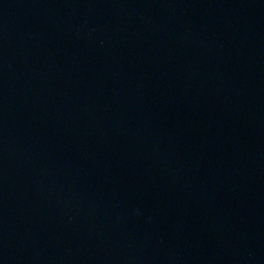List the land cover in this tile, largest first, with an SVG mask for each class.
Here are the masks:
<instances>
[{
  "label": "water",
  "instance_id": "water-1",
  "mask_svg": "<svg viewBox=\"0 0 264 264\" xmlns=\"http://www.w3.org/2000/svg\"><path fill=\"white\" fill-rule=\"evenodd\" d=\"M0 264H264V0H0Z\"/></svg>",
  "mask_w": 264,
  "mask_h": 264
}]
</instances>
